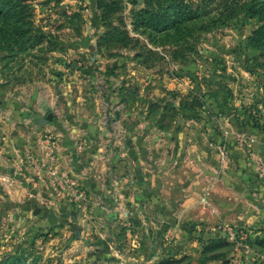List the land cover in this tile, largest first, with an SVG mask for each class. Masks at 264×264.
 Returning a JSON list of instances; mask_svg holds the SVG:
<instances>
[{"label":"rangeland","instance_id":"obj_1","mask_svg":"<svg viewBox=\"0 0 264 264\" xmlns=\"http://www.w3.org/2000/svg\"><path fill=\"white\" fill-rule=\"evenodd\" d=\"M179 1L0 9L1 264H264V0Z\"/></svg>","mask_w":264,"mask_h":264},{"label":"trees","instance_id":"obj_2","mask_svg":"<svg viewBox=\"0 0 264 264\" xmlns=\"http://www.w3.org/2000/svg\"><path fill=\"white\" fill-rule=\"evenodd\" d=\"M9 0H0V9L1 8H5L8 9V7H6V3ZM165 4H163L161 6V10H151V8H149V4H146V8H143L140 10L138 15H142V16H147L149 14H151L150 17L152 18H157V20H170V22H177V21H181V20H188V19H193L196 17V10L195 8L190 7L189 4L183 3L179 0H164ZM146 3V1H145ZM11 8V7H10ZM172 14V18H167V14ZM167 18V19H165ZM160 21V22H161ZM1 264V263H0ZM2 264H24L20 261V257H13V259L9 262L7 261H3Z\"/></svg>","mask_w":264,"mask_h":264},{"label":"water","instance_id":"obj_3","mask_svg":"<svg viewBox=\"0 0 264 264\" xmlns=\"http://www.w3.org/2000/svg\"><path fill=\"white\" fill-rule=\"evenodd\" d=\"M50 118H51V113L48 112V113L45 114V117L44 118L38 119V123H44V122H46Z\"/></svg>","mask_w":264,"mask_h":264}]
</instances>
